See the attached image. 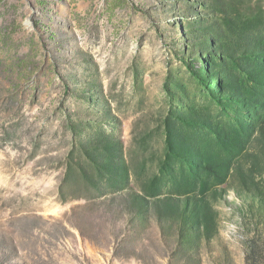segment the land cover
<instances>
[{
  "label": "rangeland",
  "instance_id": "1",
  "mask_svg": "<svg viewBox=\"0 0 264 264\" xmlns=\"http://www.w3.org/2000/svg\"><path fill=\"white\" fill-rule=\"evenodd\" d=\"M0 264H264V0H0Z\"/></svg>",
  "mask_w": 264,
  "mask_h": 264
}]
</instances>
